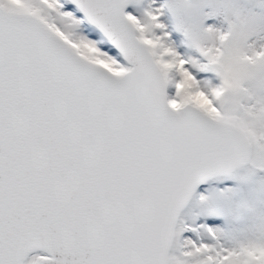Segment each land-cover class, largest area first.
Wrapping results in <instances>:
<instances>
[{
	"label": "snow or ice",
	"instance_id": "snow-or-ice-1",
	"mask_svg": "<svg viewBox=\"0 0 264 264\" xmlns=\"http://www.w3.org/2000/svg\"><path fill=\"white\" fill-rule=\"evenodd\" d=\"M0 264H264V0H0Z\"/></svg>",
	"mask_w": 264,
	"mask_h": 264
}]
</instances>
